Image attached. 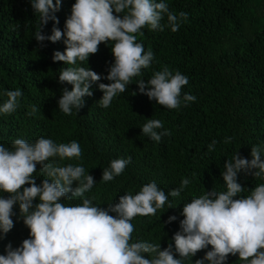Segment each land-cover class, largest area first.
Returning a JSON list of instances; mask_svg holds the SVG:
<instances>
[{"label":"trees","instance_id":"16d2710c","mask_svg":"<svg viewBox=\"0 0 264 264\" xmlns=\"http://www.w3.org/2000/svg\"><path fill=\"white\" fill-rule=\"evenodd\" d=\"M74 2L62 0L61 9L55 14L59 19L57 27L62 31ZM164 2L177 15L187 13V20L180 22L176 32L171 31L166 15L161 21L163 31L142 29L143 35L138 36L137 42L145 52L150 49L154 53L151 66L142 70V77L134 78L128 92L114 98L108 108L97 103L103 93L93 84V95L83 98L84 107L77 114L74 109L72 115H65L58 110L57 101L61 89L67 87L70 91L71 85L58 83V74L67 65L52 60L53 52L64 51L63 39L57 43L46 40L41 47L33 35L39 16L33 14L29 0H0V105L7 100L8 90L19 88L23 93L13 113L0 114V144L10 148L17 138L34 142L39 137L58 144L78 142L82 149L79 159L53 158L49 162L82 165L96 184L83 197L62 200L66 205L82 204L88 198L93 205L107 208L124 194L135 195L146 183L155 181L167 194L179 187L182 179H189L180 197H169L173 208L167 209L165 205L155 215L137 216L131 221V242L160 243L161 250L174 244L172 236L179 230L184 203L204 191H226L221 175L226 160L236 151L251 159L252 146L264 148V0ZM52 27L49 21L44 34L51 35ZM111 47L112 42L101 44L99 51L79 66H88L106 76L113 62ZM165 66L189 80L182 89L181 106L175 110L149 101L138 93L135 84L140 78L146 82ZM134 92L137 94L133 96ZM185 94L194 95L195 102L185 106ZM32 106L38 110L29 114ZM147 119L161 120L171 135L158 143L141 135L140 128ZM228 137L231 141L224 143ZM213 140L217 141L215 149L209 151ZM128 157L131 162L123 174L113 181L101 182L102 171L110 161ZM39 168L37 165V185L48 178ZM238 182L245 187L239 195L246 197L264 180L240 173ZM72 187H76L75 182ZM38 202V198L33 201ZM13 211L14 227L0 241V255L5 254L9 242L15 249L29 238V230L19 218V206H14ZM169 216H176V221L166 224ZM210 250L209 246L184 264H194ZM226 264L242 262L229 255Z\"/></svg>","mask_w":264,"mask_h":264},{"label":"clouds","instance_id":"9594fccd","mask_svg":"<svg viewBox=\"0 0 264 264\" xmlns=\"http://www.w3.org/2000/svg\"><path fill=\"white\" fill-rule=\"evenodd\" d=\"M29 3L33 14L39 16V26L33 34L36 42L44 47L46 40L57 43L63 39L64 51L53 52L52 60L67 65L58 74V83L71 85L70 91L67 87L61 89L57 101L58 110L65 115H72L74 109L77 114L84 107L83 98L93 95V84L103 93L97 102L103 108L128 92L134 78L142 77V70L148 69L154 59V53L150 49L145 52L137 42L138 36L143 35L142 29L163 31L161 21L166 15L171 31L176 32L188 16L185 12L177 15L170 11L164 0H75L62 31L57 27L59 19L55 15L61 9L62 0H29ZM49 21L53 23L51 35H45L43 29ZM109 42H112L113 62L106 76L88 66H79L87 63L101 44ZM101 80L109 83H98ZM188 82L186 75L179 71L173 74L165 66L146 82L140 78L135 84L138 93L149 101L175 110L181 106L182 89ZM22 95L19 88L8 90L7 100L0 105V114L13 113ZM195 100L194 95H183L185 106ZM37 110L32 106L29 114ZM140 131L157 143L171 135L159 119H147ZM231 139L225 138L224 143ZM216 143L213 140L208 150L213 151ZM81 156V145L76 141L58 144L39 137L34 142L17 138L10 148L0 144V193L7 194L6 198L0 195V241L14 227L16 205L19 218L29 230V238L19 247L14 249L11 242L5 246L0 264H184L209 246L211 250L194 264H226L229 255L237 256L242 264H264V183L242 197L239 194L245 187L238 182L240 173L264 180V148L260 145L251 147V159L241 157L236 151L226 160L221 174L226 191H204L183 204L180 213L183 219L172 236L174 244L163 250L160 243L131 242L134 232L131 221L137 216L155 215L165 205L167 209L173 208L169 197H180L189 179H182L179 187L167 194L155 181L146 183L135 195L124 194L107 208L93 205L88 198L82 204L66 205L61 201L83 197L96 182L82 165L60 166L49 161ZM130 162L131 157L110 161L102 171L101 182L113 181ZM37 165L39 172L48 177L39 185L35 177ZM37 198L39 202L34 204ZM176 219L169 216L165 223Z\"/></svg>","mask_w":264,"mask_h":264},{"label":"rangeland","instance_id":"374dc122","mask_svg":"<svg viewBox=\"0 0 264 264\" xmlns=\"http://www.w3.org/2000/svg\"><path fill=\"white\" fill-rule=\"evenodd\" d=\"M138 39V38H137Z\"/></svg>","mask_w":264,"mask_h":264}]
</instances>
